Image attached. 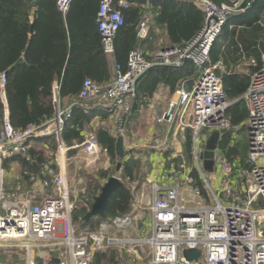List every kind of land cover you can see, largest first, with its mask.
<instances>
[{
  "label": "built area",
  "instance_id": "built-area-1",
  "mask_svg": "<svg viewBox=\"0 0 264 264\" xmlns=\"http://www.w3.org/2000/svg\"><path fill=\"white\" fill-rule=\"evenodd\" d=\"M143 1L132 4L130 0H100L97 24L101 46L108 57H114L117 34L125 26L124 11L140 8L137 34L143 42L155 19L150 3L170 0ZM175 1L189 2L203 13V26L190 41L158 49L149 56L140 48L131 52L125 67L115 64L114 78L108 85L101 87L85 80L77 101L65 109L60 107L56 86L55 114L40 126L13 127L6 95L8 78L0 72V100L5 110L0 126V239L23 244L6 246L0 252H24V264L53 258L59 264H92L98 252L109 251L119 256L126 252L132 262L144 259L147 264H264V55L262 68L251 74L243 96L248 110L244 125H234L228 117L232 102L215 67L210 66L212 48L224 27L233 16L251 10L255 0H226L221 4L214 0ZM71 2L58 0L59 10L66 14ZM188 62L199 68L194 87L188 90L182 85L176 93L177 101L170 102L158 123L172 125L179 111L189 110L191 118L182 131H189L190 150L186 157L180 153L168 157L167 141L153 147L161 150L146 180L149 194L141 192L137 183L131 184L134 197L129 213L102 220L94 231L77 226L73 215L79 202L71 199L66 177L54 168L57 156L54 164L44 165L37 176L30 178L31 192L6 190L4 161L16 156L25 158L33 139L55 135L58 152L67 151L62 132L74 107H83L88 114V104L102 102L115 120L117 137H126L138 79L154 67L180 69ZM243 126L248 134L245 161L240 156H229L230 150L243 141ZM215 133L220 136L213 170L207 172L204 154ZM77 147H84L92 164L100 154L108 152L94 134L87 135L85 143ZM43 189L51 193L45 194ZM187 250L200 251V258L188 261L184 257Z\"/></svg>",
  "mask_w": 264,
  "mask_h": 264
},
{
  "label": "trees",
  "instance_id": "trees-1",
  "mask_svg": "<svg viewBox=\"0 0 264 264\" xmlns=\"http://www.w3.org/2000/svg\"><path fill=\"white\" fill-rule=\"evenodd\" d=\"M226 0H214L221 4ZM252 1V0H250ZM33 0H0V72L7 74L6 95L9 118L13 127L25 129L29 125H42L53 118L55 87L58 86L60 103L67 99L69 105L77 101L85 80L90 79L101 87L114 78L110 58L101 46L97 14L100 0H72L69 10L63 14L57 5L58 0H36V14L32 20ZM132 4H143V0H130ZM152 13L158 24L164 25L170 40L183 46L201 29L203 13L189 2L170 0L150 3ZM125 26L120 29L115 40L114 59L125 67L131 52L138 49L137 26L142 13L133 7L124 11ZM264 6L256 4L244 15L233 16L224 27L221 36L210 54V66L223 82L224 90L231 107L228 117L234 125H244L248 116L243 96L250 84V76L263 65L264 55ZM252 61L255 62L253 65ZM198 76L196 67L188 62L180 69L154 67L137 87L138 108L147 96H152L161 83L168 84L173 91L181 82ZM194 77V78H193ZM188 83V81H187ZM88 104L89 113L83 107H74L72 118L63 128L62 140L65 146L74 141H84V129L96 118ZM5 118L4 106L0 100V126ZM246 132L243 126L242 134ZM99 144L115 158L117 140L108 130H98ZM243 141L244 137H243ZM242 141V142H243ZM237 144L230 150V157L240 156L243 161L247 155V141ZM33 145V146H32ZM190 139L186 151L190 150ZM58 141L55 135L35 138L25 158L11 157L4 161L5 172L17 164L21 172V182L27 188L32 186L30 178L37 176L40 169L55 163ZM139 161L129 159L122 166L123 179L134 180V172ZM58 171L57 165L54 167ZM52 182V179L45 177ZM25 191L18 185L16 192ZM8 191V190H7ZM13 192V193H16ZM133 195L128 186L115 189L106 207L107 219H113L130 212ZM87 208L75 211L74 222L82 220ZM100 221L89 220L84 226L94 229ZM84 228V227H83ZM96 229V228H95ZM118 254L98 252L92 264H118Z\"/></svg>",
  "mask_w": 264,
  "mask_h": 264
},
{
  "label": "crops",
  "instance_id": "crops-1",
  "mask_svg": "<svg viewBox=\"0 0 264 264\" xmlns=\"http://www.w3.org/2000/svg\"><path fill=\"white\" fill-rule=\"evenodd\" d=\"M255 2L256 4H260V6H264V0H255ZM35 14H36V6L32 10V15H31L32 20L35 18ZM175 45L177 44L173 43L168 37L166 27L164 25L158 24L155 18L154 24L151 26L149 30L148 38L140 43L138 49L140 48L144 50L145 52H147V56H149L158 49L173 48V46ZM109 58L111 61V68L114 72L116 61L114 57H109ZM196 72L199 75V71L196 70ZM197 77L196 78L193 77L195 79L194 84ZM190 80H192V78H188V80L181 82L182 83L181 85L179 83L175 91H173L172 88L164 82L159 84L153 95L150 97L147 96L144 101V104L140 105L139 108L137 109V111L138 112L140 111V114L142 115V119L139 120L141 127L140 128H137L135 126L129 127V123H128L127 136L124 137V147L128 154L125 157V159H123L122 164H124L131 158L136 159L140 163L139 170L136 169V171L134 172V180L136 181L124 180L126 183L123 181V183L126 186H128L130 189H131V184H133V182L139 183L137 182V179L144 177L146 179L144 178L141 181L150 179V175H151L150 166L153 162L156 161L158 157V152L159 150H161V148L155 149L153 147L156 146L160 147V144L167 141L169 144V151L165 153L166 156L169 157L173 153H180L182 157L183 156L186 157L188 155V152L186 151V145L189 138L188 137L189 131L186 130V132H184L182 131V129H185V126L189 122L191 118V112L189 110L179 111L177 113L176 122L172 125L159 124L158 119H160L163 116V114L167 112L170 102L177 101L178 98L176 93L182 85H185L188 90L193 89L194 84L190 85L189 84ZM68 106L70 105L67 99H64V101H62L60 104L61 109H65ZM92 110L95 112L96 118L92 120L89 126L86 125L83 133L84 135L83 142H85L87 135L94 134L97 137V131L102 129L108 130L110 135L117 140L118 137L114 132L115 120L109 114L108 107L102 104L101 102L100 103L98 102V103H93ZM246 133H247V129H246ZM184 135L187 137L186 141L183 140ZM83 142L80 144L74 141L72 146L70 147L67 146V151L58 152L57 167H58V172H60L66 177L67 184L71 192H72V187L69 185L71 172L74 171L73 172L74 174H79L81 176H84L82 172L90 168L93 169L95 167L96 172H92V173L96 174L95 175L96 186L92 185L91 188V185L90 186L87 185L84 189H79V190L77 189L75 191L76 193L72 192L71 195V199L73 201L79 202V209L87 208L88 209L87 214H88L93 205V199L96 196L93 197L92 200L87 204L88 207L86 205H81L80 202L83 203L85 202L84 200L81 201V199L84 196L87 197L89 195H95L96 192L99 191V189H101L104 186V184L109 180V178L112 176L111 170L113 169V166L111 164L114 158L111 157L108 152L107 153L103 152L102 154H100V157L97 159V161L92 164L91 162L93 160L89 158L91 156L85 152L84 147H77L79 145L84 144ZM117 164L114 166L112 172H115L113 174H119L120 176H123L122 175L123 169H121L119 173L117 172ZM20 175H21L20 168L16 163L13 164L10 167V169L9 168L7 169L5 175V185H6V190H8V192L11 193L16 192L18 185H23L24 188H26L25 191H30L31 187L30 188L25 187L26 183L24 181L21 182ZM149 189H150V185L147 184L146 182H144L140 187V191L145 193L146 195L149 194ZM21 192L23 191L20 190L17 191V193H21ZM43 192L45 194H50L51 190L43 189ZM93 220L100 222L102 221V219L98 217L93 218ZM82 221L83 218L82 220L79 219L77 222L74 223L77 226L91 230L89 226H81ZM118 258L120 260L118 264H147L148 262L147 260L144 259L140 261L137 260L135 262H132V256L126 252L123 253L121 256L118 255ZM0 260L2 264H24V257L22 258V256L17 257L15 261L13 260L7 262L5 258V254H2L0 256ZM48 261L49 264H53L52 260H48Z\"/></svg>",
  "mask_w": 264,
  "mask_h": 264
},
{
  "label": "water",
  "instance_id": "water-1",
  "mask_svg": "<svg viewBox=\"0 0 264 264\" xmlns=\"http://www.w3.org/2000/svg\"><path fill=\"white\" fill-rule=\"evenodd\" d=\"M37 4L36 1L32 2L33 7H35ZM196 70L199 71V68L196 67ZM149 71L145 72L139 79H138V84L142 81V79L147 75ZM137 94V92H136ZM138 109V102L135 99L133 102L132 106V114L136 113ZM219 133H215L209 140L207 144V152L204 154V159H205V170L207 172H212L213 170V155H214V150L217 148L218 140H219ZM127 152L124 147V138L122 136L117 138L116 142V155L119 159L123 161L125 157L127 156ZM122 161H120L117 164V172L119 173L122 169ZM125 184L123 181H121L117 176H111L109 180L104 184V186L101 188V193L99 196H96L93 199V205L91 207L90 212L83 218V221H89L93 218H100L102 220L107 219L106 215V207L108 204V201L115 189L118 187H123ZM201 256V252L197 250H187L184 252V257L188 261H197ZM53 264H59V260L56 258L52 259Z\"/></svg>",
  "mask_w": 264,
  "mask_h": 264
},
{
  "label": "rangeland",
  "instance_id": "rangeland-1",
  "mask_svg": "<svg viewBox=\"0 0 264 264\" xmlns=\"http://www.w3.org/2000/svg\"><path fill=\"white\" fill-rule=\"evenodd\" d=\"M140 119H142V115L140 114V111L138 112H136V113H134V114H132L131 116H130V120H129V127H137V128H140L141 127V125H140V122H139V120ZM138 122V123H137ZM127 130H128V128H127ZM243 136H244V140H246L247 141V139H248V134L246 133V132H244L243 133ZM120 137V136H119ZM123 137V136H122ZM124 138V137H123ZM246 141H243L242 143L243 144H245L246 143ZM134 160H136V159H134ZM120 161H122L121 159H119L118 157H116V158H114V160H112V166H113V169H114V166L118 163V162H120ZM145 166H146V163H145ZM139 168H140V165H139V167L137 168L138 170H139ZM112 169V170H113ZM145 169H146V167H145ZM84 170V169H83ZM112 170H111V173H112V176L113 175H115V176H119V174H113V173H115V172H112ZM74 171H72L71 172V174H70V179H69V185L72 187V192L73 193H76L75 191L78 189H84L87 185H91V188H92V185L93 186H96V182H95V173H92V172H96L95 171V167L93 168V169H87V170H85L84 172H82V174L84 175V176H81V175H79V174H74L73 173ZM207 176H208V178H210V174H207ZM145 178V177H144ZM144 178H140V179H137V182H139V183H137L138 184V187H139V189H140V187H141V185L144 183V182H146V180H144V181H141V180H143ZM146 179V178H145ZM134 181H136V180H134ZM125 182V181H124ZM126 183V182H125ZM134 183V182H133ZM98 192V191H97ZM97 192H96V194L95 195H89V196H87V197H83L82 199H81V201H85L84 203L87 205V203H86V200L88 201V203L92 200V198L93 197H95V196H98V194H97ZM82 195V194H81ZM145 212V211H144ZM97 222V221H96ZM100 225V223L98 224V226ZM142 227L144 226V224L143 223H141L140 224ZM81 226H84V222L82 221L81 222ZM98 226H96L95 228L96 229H98ZM92 229L91 227H90V229L91 230H96V229ZM1 249V248H0ZM145 251L148 253V248H145ZM17 252H19V253H17ZM111 252H113V251H111ZM108 253H110V251L108 252ZM114 253H116V252H114ZM2 254H5V258H6V261L7 262H10V261H15L16 259H17V257H20V256H22V258L24 257V252H20V251H8V250H1V252H0V256L2 255ZM3 263H4V261H3ZM38 264H49V261L48 260H45V259H38Z\"/></svg>",
  "mask_w": 264,
  "mask_h": 264
},
{
  "label": "bare ground",
  "instance_id": "bare-ground-1",
  "mask_svg": "<svg viewBox=\"0 0 264 264\" xmlns=\"http://www.w3.org/2000/svg\"><path fill=\"white\" fill-rule=\"evenodd\" d=\"M100 103V102H99ZM102 103V102H101ZM103 104V103H102ZM96 139H97V137H96ZM86 141V140H85ZM83 143H85V142H83ZM13 246V245H19V246H23V244H20V243H18V242H4V241H2L1 239H0V248H4V247H6V246ZM125 253V252H124Z\"/></svg>",
  "mask_w": 264,
  "mask_h": 264
}]
</instances>
